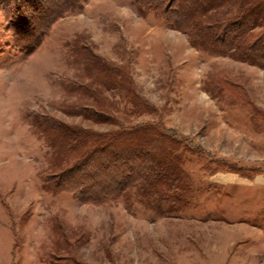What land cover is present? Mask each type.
I'll return each instance as SVG.
<instances>
[{"label":"rangeland","instance_id":"374dc122","mask_svg":"<svg viewBox=\"0 0 264 264\" xmlns=\"http://www.w3.org/2000/svg\"><path fill=\"white\" fill-rule=\"evenodd\" d=\"M78 4L47 28L50 3L12 23L0 0V264H264V68L193 47L134 0ZM101 63L114 87L95 78ZM47 117L170 132L185 202L162 211L45 191L55 158L39 126Z\"/></svg>","mask_w":264,"mask_h":264},{"label":"trees","instance_id":"16d2710c","mask_svg":"<svg viewBox=\"0 0 264 264\" xmlns=\"http://www.w3.org/2000/svg\"><path fill=\"white\" fill-rule=\"evenodd\" d=\"M8 19L29 21L41 4L52 5L45 26L81 9L78 0H2ZM141 14L152 12L188 35L193 47L211 55H228L264 68V0H134ZM103 85L113 70L95 67ZM126 76L124 77V79ZM224 87L235 89L231 81ZM233 87V88H232ZM69 115L96 123H113L104 112L72 107ZM114 124V123H113ZM39 126L54 151L53 172L45 191L69 192L96 204L138 198L148 207L166 211L185 202L180 140L158 125H140L99 132L47 117ZM235 168V167H234Z\"/></svg>","mask_w":264,"mask_h":264}]
</instances>
